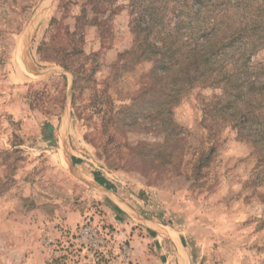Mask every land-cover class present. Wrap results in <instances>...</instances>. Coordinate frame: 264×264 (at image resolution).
Segmentation results:
<instances>
[{
	"label": "rangeland",
	"instance_id": "1",
	"mask_svg": "<svg viewBox=\"0 0 264 264\" xmlns=\"http://www.w3.org/2000/svg\"><path fill=\"white\" fill-rule=\"evenodd\" d=\"M196 43L228 81L161 73ZM96 183L264 264V0H0V264H157Z\"/></svg>",
	"mask_w": 264,
	"mask_h": 264
},
{
	"label": "crops",
	"instance_id": "2",
	"mask_svg": "<svg viewBox=\"0 0 264 264\" xmlns=\"http://www.w3.org/2000/svg\"><path fill=\"white\" fill-rule=\"evenodd\" d=\"M96 184L118 208L114 219L120 220L121 215L130 216L138 224L135 233L139 236L138 242L142 247L148 246L155 253L159 260L157 264H188L184 238L177 229L169 223L142 214L134 207L132 199L118 196L112 187Z\"/></svg>",
	"mask_w": 264,
	"mask_h": 264
},
{
	"label": "trees",
	"instance_id": "3",
	"mask_svg": "<svg viewBox=\"0 0 264 264\" xmlns=\"http://www.w3.org/2000/svg\"><path fill=\"white\" fill-rule=\"evenodd\" d=\"M201 41H203L205 38H203V36L201 35ZM204 44L203 43H199V44H193L187 51H184V53H182L181 55V59H174L173 56H171V54H168L167 56L165 55L164 59L167 58V60H154L156 62H158V66H161L160 70L161 73H164L165 69L168 70L170 69H175L174 71H176L174 76H171V84H176V83H184V85H186L187 83H201V84H205L206 81H208L207 83H209L208 85H210V83H217L220 84V82H224L225 80L228 81L229 80V76L226 74H223V72L221 70L218 71V73H216L215 75H211L207 72H203V70H201V66L206 68L209 67L207 65V63L209 62V54H205L203 53L205 50H203L201 47H203ZM153 47L158 48V46L153 45ZM162 48H166L165 44H163ZM171 48V47H170ZM219 48H217L218 51ZM165 50H169L165 49ZM216 51V53H217ZM154 53H157L158 51L153 50ZM211 54H213L211 52ZM184 55V58H182V56ZM167 61V63H165ZM166 66V67H165ZM168 71H172V70H168ZM210 75V78H209ZM210 80V81H209ZM167 98V100H165V104L168 103L171 98H174L173 96H171L170 94H166L165 95V99ZM52 130V126L50 124H45L43 127V133L46 132V130ZM95 180L98 181L101 184H106V182L104 181L103 178H99V177H95Z\"/></svg>",
	"mask_w": 264,
	"mask_h": 264
}]
</instances>
